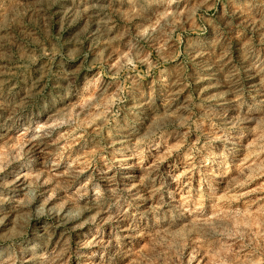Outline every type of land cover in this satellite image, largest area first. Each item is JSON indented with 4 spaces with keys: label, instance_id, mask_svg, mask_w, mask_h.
<instances>
[{
    "label": "rangeland",
    "instance_id": "rangeland-1",
    "mask_svg": "<svg viewBox=\"0 0 264 264\" xmlns=\"http://www.w3.org/2000/svg\"><path fill=\"white\" fill-rule=\"evenodd\" d=\"M0 264H264V0H0Z\"/></svg>",
    "mask_w": 264,
    "mask_h": 264
},
{
    "label": "bare ground",
    "instance_id": "bare-ground-1",
    "mask_svg": "<svg viewBox=\"0 0 264 264\" xmlns=\"http://www.w3.org/2000/svg\"><path fill=\"white\" fill-rule=\"evenodd\" d=\"M38 142H39V141H38ZM34 146H38L37 149L40 150V149L42 148L43 145H41L40 143H39V145H37V143H36V144H34Z\"/></svg>",
    "mask_w": 264,
    "mask_h": 264
}]
</instances>
